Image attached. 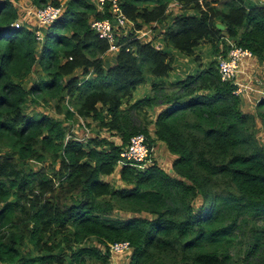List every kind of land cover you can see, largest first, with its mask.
<instances>
[{
    "label": "trees",
    "instance_id": "trees-1",
    "mask_svg": "<svg viewBox=\"0 0 264 264\" xmlns=\"http://www.w3.org/2000/svg\"><path fill=\"white\" fill-rule=\"evenodd\" d=\"M168 1L124 0L120 6L130 20L160 23ZM177 2L179 9L192 4L196 13L174 12L161 32L165 46L191 55L206 40L213 56L169 82L171 90L151 81L150 92L120 107L144 72L167 75L171 53L130 30L118 34L114 62L104 68L108 43L88 20L108 13L87 0L60 4L36 53L33 30L14 25V4L0 0L1 264H104L115 240L129 242L127 264H233L232 253L237 263L264 264V144L254 132L255 115L264 123V95L255 101V115L241 110L234 82L220 80L216 64L227 39L264 60V3ZM36 60L41 73L24 87ZM53 99L63 120L73 113L90 116L119 140L96 134L76 139L62 119L21 108L27 100L46 105ZM159 103L166 106L156 113L150 136L145 112ZM135 132L175 154L173 174L153 160L141 168L122 163L118 177L125 185L115 187L100 175L114 169L118 150ZM44 159L49 170L23 164ZM197 193L201 200L194 206ZM114 208L149 216H110Z\"/></svg>",
    "mask_w": 264,
    "mask_h": 264
},
{
    "label": "crops",
    "instance_id": "crops-1",
    "mask_svg": "<svg viewBox=\"0 0 264 264\" xmlns=\"http://www.w3.org/2000/svg\"><path fill=\"white\" fill-rule=\"evenodd\" d=\"M58 1L60 2V4H62L63 1L65 0H58ZM87 1L93 3L96 10H98L99 7L96 3V0H87ZM11 2L14 4V7L16 8V13H17L16 20L22 24L24 23L31 29L34 27H37L42 36L46 25L37 23L35 17L31 13L26 12V9L31 8L32 6H34V4H32L29 0H11ZM243 2L245 4L264 3V0H243ZM177 5H178L177 0H169L167 2L166 8H165L166 17L160 23H157V22L146 23V22L141 21L140 18H136L135 20H130L127 18L128 20L126 21V23L117 29V32L119 34H126L128 31L131 30L133 34L140 41H149L154 46L159 47L165 51L169 50L170 52H174V78L182 76L187 73L194 72L199 67L204 66L207 63V61L210 59L208 57L210 52L207 53L210 48V45L207 42H200L199 44L194 46V52L197 53L199 57L201 56V59H202V62L199 61L198 63H195L193 60L191 61L189 58L190 55H185L179 52L175 48H170L169 46H165V43L162 39L161 32L168 25H170L171 23L170 17H172V15H174V12H175L174 8L176 9V12L181 11L183 13H196V10L193 8L192 4H188L183 9H179ZM135 24L138 26L134 27ZM36 42L37 43L35 44V51L37 53L39 51V45L41 43V39L37 40ZM115 51L116 49H106L102 53L101 63L104 68H106L108 65L114 62ZM178 59H182L184 62H179ZM260 61L261 59L256 58L253 54L250 56L243 57L240 62V70H239V74L236 79L238 83L244 86L242 92L238 96L242 98L243 102L245 100L251 101V98H252L254 105H255V101L257 100V98L264 95V69ZM39 65L40 63L38 62V60H36L33 63L29 73L23 79V81L24 80L25 81L24 82L22 81L23 82L22 84L24 87H27L31 82H33L36 79V76L41 73ZM79 72H80L79 69H76L74 71V74H79ZM143 77H144V80L142 81L143 83L138 84L134 91L136 92V94L137 92L140 91V93H138L140 94V96H142V94H145L146 88H148L146 87L147 81L145 80L148 78L150 81L152 79L153 80L157 79L156 77H150L148 72L147 73L144 72ZM54 102H55V99L51 100L46 105H43V106L37 105L36 109L44 110L52 117L63 120L62 112L55 111L53 107ZM239 108L244 111H249V110H245L241 104H239ZM256 119H258L257 116H255V122H256ZM63 124L66 126L68 133H70L76 139L78 138L80 140H85L87 137L94 136L96 134L97 136H104L107 139H111L114 142H117L119 140V136L117 134L110 133V131L107 130L105 127H100L98 124V121L96 119L91 118L90 116H80L76 113H73L70 118L63 120ZM93 130H96V131H93ZM148 134L152 136L150 133ZM157 145H159V143L156 141L154 146H152V150H154V147H156ZM160 146H163V145H160ZM163 148H166L165 145L163 146ZM167 152L170 153L168 150ZM172 155L173 154L170 153V156ZM116 166L118 169L120 167V164H116ZM119 183L120 185H125V183L124 182L122 183L121 180ZM127 251L128 249H124L123 251L116 252V253H118V255H123L124 253H127Z\"/></svg>",
    "mask_w": 264,
    "mask_h": 264
},
{
    "label": "built area",
    "instance_id": "built-area-1",
    "mask_svg": "<svg viewBox=\"0 0 264 264\" xmlns=\"http://www.w3.org/2000/svg\"><path fill=\"white\" fill-rule=\"evenodd\" d=\"M124 0H96L98 11H103L104 7L108 14L100 17H90L88 20L89 27L94 33L105 39L108 43L107 49H117L118 42L117 29L123 26L128 20L121 9V2ZM200 1V0H199ZM61 10L60 4L46 2L41 6H32L27 8L26 12L31 13L37 23L47 25L52 22ZM20 22L15 20L14 25ZM35 39L42 40V36L37 27L32 28ZM252 55L251 51L241 45L230 42L224 55L218 54L216 57L217 71L220 80H232L234 87L232 91L240 94L244 88L236 81L237 74L240 70L241 59L245 56ZM264 69V60L260 61ZM71 108V107H70ZM78 139V138H77ZM152 145H148L142 132H135L128 136L127 141L118 150L116 164L129 163L139 168L144 167L150 162ZM127 240H115L108 243L110 253L121 252L128 248Z\"/></svg>",
    "mask_w": 264,
    "mask_h": 264
},
{
    "label": "rangeland",
    "instance_id": "rangeland-1",
    "mask_svg": "<svg viewBox=\"0 0 264 264\" xmlns=\"http://www.w3.org/2000/svg\"><path fill=\"white\" fill-rule=\"evenodd\" d=\"M174 11H176V9H174ZM214 24H215V26H216V24H221L222 26H220L219 28H223V24L220 23L217 20L214 21ZM200 42H207V41L206 40H200L197 44H199ZM230 42H232V41L230 39H227V43H230ZM167 52L171 53V57H172V60H171V68L168 70L167 75L161 77L163 79H161V78L158 79L157 78L156 80H153V79L151 80V81H156V82L160 81L161 82V86H162V88H163L164 91H168V90H171L172 88H174V86L171 85V84H169V82H173L176 79L182 78L183 76L186 75V74H184L182 76H179V77H175L174 78V52H170L169 50H167ZM201 53H199V54H201ZM207 53H209V56H208L209 58H211L213 56L210 49L208 50ZM218 54H221V53H218ZM194 55H197V53H195L193 51V54H191L189 56V58H190L191 61L193 60L195 63H198L199 61L202 62L201 56L199 57L197 55V58H194ZM178 61L179 62H184L182 59H178ZM188 61H189V59H188ZM39 67L41 68V65H39ZM148 74L150 75V77H153L149 72H148ZM238 74H239V72H238ZM238 74H237V76H238ZM145 81H147L146 87H148V88H146V93H148V92H150L149 91V88L151 86L150 85L151 84V81L149 80V78L146 79ZM142 83L143 82L138 83V84H142ZM138 84L135 85L134 89L131 91V93L128 96H124L122 98V102L120 104V107H125L129 103L133 102L138 97V95L140 97V94H138V93H140V91L137 92V94H136V92H134L135 89H136V86ZM133 92H134V94H133ZM134 97H136V98H134ZM239 99H241L239 101L240 102L239 104H241L244 107L245 110L252 111L254 115L256 114L254 112L255 106H254V102H253V99L252 98H251V101L245 100L244 102L242 101V98L239 97ZM37 105H41V104L33 103V102L27 100V101H25L22 104L21 108H22L23 112H29V111H32V110L36 109L37 108ZM165 106H166V103H159L157 105H154V106L148 108L146 110V112H145L146 119H150V122L147 124V131L152 136H153L152 130H153V127H154L153 120L155 118V115H156V113L158 111H160L161 109H163ZM255 116H254V132H255V135L258 137L259 141L264 144V123H260V118L258 116L257 117H258L259 120L256 119V122H255ZM134 119L136 120L135 121L136 123L139 120L140 122H138V123L141 124L142 120H141L140 117H135ZM93 131H96V130H93ZM156 141L159 143V145H157L156 147H154V150H152V153L150 155V161L153 160L162 169H164L165 171L169 172L170 174H173V172H171V170H170L169 167L171 166V161L175 157V154L172 153V152H170V153L173 154L172 156H170V153L167 152L166 148H163L164 143L162 141L155 140L153 142V145L152 146H154V144H155ZM160 145H163V146H160ZM23 164H24V167L25 168H37L39 166H43L47 170H49V166H50V164H49V162H48L47 159L46 160L44 159L41 162H36L35 160H28L26 162L24 161ZM55 165L56 164L53 163V166H55ZM117 170H118L117 169V166L115 165L114 166V169L110 173H108V174H101L100 177L102 179L107 180L110 184H112L115 187L124 186V185H120V183H119L120 180H119V178L117 176V174H118V171ZM122 183H123V181H122ZM200 200H201V198L199 197V193H197L196 198L193 200V205L194 206H197L199 204ZM132 214L141 215V216H143V215L144 216H149V214L144 213V212L132 213V212H129V211L115 209V208L111 210V212H110L109 215L110 216H115V217H127V216L132 215ZM91 243L94 244V245H98V247L100 249H103V246L100 243H97L94 240H92ZM126 249H129V246ZM128 254H130V249L127 251V253H124L123 255H118V253H110L109 254V252H108L107 262L104 263V264H127L128 257H129ZM231 261H232L233 264H242L241 262H238V263L236 262V257L233 255V253H232V259H231ZM97 264H103V263L100 262V260H98V263Z\"/></svg>",
    "mask_w": 264,
    "mask_h": 264
},
{
    "label": "water",
    "instance_id": "water-1",
    "mask_svg": "<svg viewBox=\"0 0 264 264\" xmlns=\"http://www.w3.org/2000/svg\"><path fill=\"white\" fill-rule=\"evenodd\" d=\"M216 26H217V27H220V26H222V25H221V24H216Z\"/></svg>",
    "mask_w": 264,
    "mask_h": 264
}]
</instances>
